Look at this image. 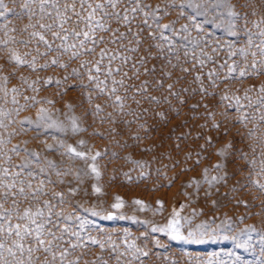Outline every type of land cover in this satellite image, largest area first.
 <instances>
[{"label":"rangeland","instance_id":"obj_1","mask_svg":"<svg viewBox=\"0 0 264 264\" xmlns=\"http://www.w3.org/2000/svg\"><path fill=\"white\" fill-rule=\"evenodd\" d=\"M25 2L3 0L0 6V12H4L0 16V41L9 37L16 41L0 43V113H9L0 115L7 125L6 129L0 128V138L8 141L4 150L11 156L10 165L5 166L20 165L27 159L37 173L41 167L47 169L40 179L53 181H58L56 171L71 170L62 178L63 184L48 185L57 192L76 189L74 194L66 195V203L56 208L72 217L65 223L80 234L82 242L70 250L68 259L76 264H264V190L252 183L259 180L264 184V174L256 175L264 161V122L259 119L264 115V68L256 74L250 67L253 57H245L240 51H256L248 46L250 37L254 44L264 39L259 35L264 32V0H224L220 8H214L208 0L207 11L199 9L205 12L200 16H195L194 8L167 10L162 22H175L178 34L173 40L180 60L172 59L177 64L175 69H164L173 72L165 86L185 76L174 91L182 87L188 91L180 93L183 104L171 98V106L163 104L158 109L164 112L163 119L154 113L138 117L127 114L140 111L131 100L123 112L109 106L107 97L97 95L86 70L79 67L80 60L71 61L67 68H42L55 54L38 56L35 44L19 43L32 31L24 29L38 19L23 7ZM147 2L155 6L165 0ZM187 2L175 0L177 5ZM191 2L197 5L205 0ZM31 8L39 12L36 4ZM184 26L187 31H183ZM189 41L199 42L195 52L205 64L191 74H182L181 67L192 66L185 63L191 60L193 50ZM104 47L101 44L97 53ZM108 47L115 49L117 45ZM10 50L28 61L36 57L35 70L8 60ZM44 51L41 47L40 52ZM132 55L135 59L136 54ZM255 59L262 58L258 55ZM65 62L67 56L61 58V63ZM152 64L157 65L158 72L163 68L161 61L152 60L149 66ZM245 67L248 75L240 76V69ZM230 68L236 71L230 72ZM72 69H77L80 76L70 75ZM13 72L15 75H10ZM197 74L200 81L193 79ZM3 89L8 90L7 97ZM97 104L103 109L99 113L95 111ZM193 105H198L195 111ZM41 109L45 110L43 118ZM73 120L82 131H72ZM61 143L89 157L99 153L95 160L99 177L88 167L93 163L90 159L86 163L68 156ZM229 143L231 149L220 156ZM13 147L18 155L10 151ZM47 161H52L56 169L47 168ZM217 164L222 167L218 169ZM205 170L209 180L213 176L225 179L210 186L205 181ZM95 187L100 188L99 193ZM117 203L121 206L115 207ZM92 239L104 247L91 243ZM71 240L76 242L75 237ZM35 256L40 261L45 258L42 253Z\"/></svg>","mask_w":264,"mask_h":264},{"label":"snow or ice","instance_id":"obj_2","mask_svg":"<svg viewBox=\"0 0 264 264\" xmlns=\"http://www.w3.org/2000/svg\"><path fill=\"white\" fill-rule=\"evenodd\" d=\"M207 3L208 0H205V3L193 5L191 0H188L186 5H177L175 0H165L163 4L154 6L147 0H26L23 7L29 9L32 16H38V19L36 23L29 24L24 29L27 31L28 28H31L32 31L28 32L26 40H20L19 43L25 46L35 44L38 56L55 54L50 61L41 65L42 68H47L50 65L67 68L71 61L80 60L79 67L86 70L88 80L94 85L97 95L106 96L109 106L114 109L125 111L127 102L131 100L140 111L139 113L131 111L127 114L138 117L145 113H154L163 119L165 114L158 109L163 104L171 106V98H176L183 104L185 101L180 100V93L188 91L184 87L174 91L176 84L186 78L185 76L177 77L176 80L165 86V80L171 79L173 72L164 71V69L169 66L175 69L177 64H173L172 59L179 62L180 57L179 50L173 40V37L178 34L174 27L175 22L166 24L162 22L163 18L168 14V9L176 7L194 8L195 16L204 15L205 12L199 9L203 8L207 11ZM223 3L224 0H212L214 8L222 7ZM31 4L38 6V13L31 8ZM0 6H3V0H0ZM3 15L4 12H0V16ZM230 15L238 14L230 13ZM195 16L192 19H195ZM196 27L199 28V25ZM183 31H187V26L183 27ZM259 35L264 37V32ZM183 39L188 40L187 37H183ZM9 40L16 42L14 37H9ZM9 40L0 41V43L7 45ZM101 44H104L105 47L97 53L96 50ZM189 44L193 45L191 60L186 59L185 63H191L192 66L191 68L181 67L182 74H191L196 71L197 66L202 68L205 64V61L200 59L195 52L199 42L189 41ZM109 45H117V47L113 49L108 47ZM248 46L249 48L254 47L256 51L250 53L244 49L240 51L245 57L249 54L253 57L250 67L256 74H260L261 69L264 68V39H261L259 44H254L250 37ZM41 47L45 49L44 52H40ZM141 52L143 55H139ZM132 54H136L135 59ZM25 55H30V53ZM184 55L188 57L189 52L185 51ZM258 55L262 58L259 61L255 59ZM64 56H67L68 62L61 63V58ZM83 56L96 58L81 60L80 58ZM208 59L210 60L211 57ZM8 60L14 61L16 65L27 64L29 68L35 70L36 57L28 61L14 50H10ZM152 60L163 62V68L159 72L156 64L149 66V62ZM193 60L195 63H192ZM129 71H131V75H129ZM229 71L235 72L236 68H230ZM10 75H15V73H10ZM70 75L79 77L80 73L77 69H72ZM208 75L211 78L213 73L210 72ZM239 75H248V67L240 69ZM101 76L104 79H101ZM141 76L145 79H141ZM117 77L120 78L117 79ZM193 79L200 81L201 76L197 74ZM3 80L6 84L8 77H3ZM121 90H123V94H121ZM3 91L4 96L7 97L8 90L3 89ZM11 91L16 92L17 89ZM201 91L206 90L201 88ZM32 99L39 103L35 97ZM12 102L16 103L15 97ZM237 103H239L238 100ZM143 105H147V107ZM197 107L198 105L192 106L194 111ZM102 110L101 105H95L97 113ZM44 112V109L40 110L41 118H43ZM0 115L8 116L9 113L3 112ZM108 115L111 117V113ZM211 115L209 113V116ZM241 119H246V117ZM259 119L264 122V115H261ZM213 126L219 127L215 124ZM140 127H144V125H140ZM0 128H7L3 120H0ZM72 131L74 133L82 131L75 120L72 122ZM250 134L254 135L251 132ZM135 138L139 139L138 136ZM261 139L264 140V135ZM7 142L0 138V264H76V261L69 260L68 257L72 254L70 250L80 247L82 243L80 234L65 223L72 219L71 216H64L62 212L56 211L59 205L67 202L66 195L74 194L76 189L69 187L68 192L65 193L63 189L57 192L48 187L55 183L63 184L62 178L69 175L71 170L56 171L55 175L58 181H53L48 177L40 179V174L45 173L47 169L41 167L37 173L30 167L29 161L26 159L20 165L12 166L18 169L13 171L12 167L5 166L10 165L11 162V156L4 150V145ZM79 143L83 144L84 141ZM48 147L51 148V146ZM60 147H66L65 154L70 157L79 158L86 163L90 159L93 163L88 167L92 173L99 177L100 172L95 164L99 153L89 157L86 152L78 151L71 145L65 146L61 143ZM231 147V143L226 144L219 155L224 156ZM10 151L19 154L16 147ZM29 155L37 156L36 153H29ZM56 167L52 161H47V168L56 169ZM216 167L219 169L222 165L217 164ZM262 174H264V161L261 162L260 170L256 175ZM80 175L81 173L78 172L76 178L79 179ZM223 179L225 177L213 176L209 180L207 170H205V181L210 186ZM252 183L264 190V184H261L259 180H253ZM94 191L99 193L100 188L95 187ZM114 206L120 207L121 203ZM175 223L174 221L172 225L174 228ZM80 227L83 228V223ZM71 237L76 238L75 243L72 242ZM9 241H11L10 244ZM91 243L100 244L95 239H92ZM100 247L103 248L104 245L100 244ZM25 253H27L26 258ZM36 253H42L45 257L44 260L40 261V258L35 256Z\"/></svg>","mask_w":264,"mask_h":264}]
</instances>
